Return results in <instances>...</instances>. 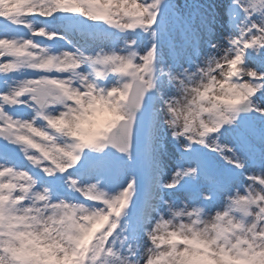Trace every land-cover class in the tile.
Instances as JSON below:
<instances>
[{
    "label": "snow or ice",
    "instance_id": "6c2138e0",
    "mask_svg": "<svg viewBox=\"0 0 264 264\" xmlns=\"http://www.w3.org/2000/svg\"><path fill=\"white\" fill-rule=\"evenodd\" d=\"M0 264H264V0H0Z\"/></svg>",
    "mask_w": 264,
    "mask_h": 264
},
{
    "label": "rangeland",
    "instance_id": "374dc122",
    "mask_svg": "<svg viewBox=\"0 0 264 264\" xmlns=\"http://www.w3.org/2000/svg\"><path fill=\"white\" fill-rule=\"evenodd\" d=\"M180 2H184V0H180Z\"/></svg>",
    "mask_w": 264,
    "mask_h": 264
}]
</instances>
